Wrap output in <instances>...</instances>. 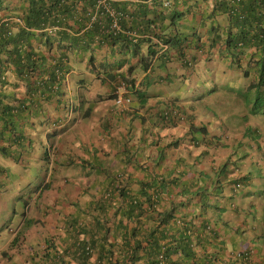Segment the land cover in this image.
Here are the masks:
<instances>
[{
  "label": "trees",
  "instance_id": "1",
  "mask_svg": "<svg viewBox=\"0 0 264 264\" xmlns=\"http://www.w3.org/2000/svg\"><path fill=\"white\" fill-rule=\"evenodd\" d=\"M184 1L188 0H171L164 6L162 0H0V71L11 69L17 76L23 77L27 68L41 66L42 70L52 68L49 72L53 79L56 76L53 69L58 65H66L69 61L68 51L76 48L90 49V63L99 54V62L106 69L103 71L105 74L111 72L110 69L120 68L124 65H122L123 62L130 64L128 70L134 68L130 59L127 61L123 56L125 53H129L132 58L136 57L137 64L147 69L151 65V58L157 52V41L154 38L170 45L177 44V49L186 43V37L174 34L175 32L168 30L169 26L164 23L166 18H173L186 11L180 7V4H185ZM215 1V5H220L222 12L229 8L228 18L231 17L232 24L237 26V32L240 33L237 40L244 45L255 43L258 49H261L257 58L248 65H255L253 67L259 71L257 80L252 82L259 80L256 84L261 85L264 81V0H241L232 7L225 5L224 1ZM93 14H95L94 18H92ZM114 16L119 25L117 29L111 26ZM128 28L140 33L141 36L135 37L127 33ZM231 30V27H228L227 33ZM239 46V43H235V47ZM106 57H111L112 60ZM258 65L261 66L258 68ZM120 74L123 75V72ZM109 77L112 79L114 76L109 73ZM5 83L7 80L2 79L0 73V85ZM36 87L45 92L50 90L48 80H38ZM12 96H14L13 92L6 93L0 90L2 128L9 127L8 117L11 112V107L2 105V100ZM262 96V91L258 90V100ZM189 118L193 119L192 116ZM157 120L159 123L163 121L174 123V119L159 115L155 122ZM141 122L143 123L142 120ZM2 132L0 130L1 134ZM252 132L257 134V137L263 135L261 126L252 127ZM249 134H251L250 129H246L235 138L237 149L234 150L238 153L244 152L240 156L247 154L246 146L250 142L246 136ZM261 146L262 144L259 143V151ZM130 149L131 147L128 148ZM162 158L151 159L148 171L145 172V176L150 174L152 181L158 177L159 169L157 172L153 169L159 167L158 164L161 163L159 160ZM246 158L238 157L232 163L237 165L239 162H244L243 159ZM250 158H259L264 161V157ZM252 171H255V175L256 173L264 175L258 166ZM114 175L117 177L114 178ZM121 175L122 172L110 175V183L114 182L113 185H116V178ZM252 177L239 178L238 184L241 182L242 192H244L242 187H246L248 179L251 181ZM260 182L263 186L261 192L264 194V181H259L258 184ZM129 199L126 205L128 213L124 215L127 219L125 223L113 222L111 225L108 222L110 216L107 212L112 206V199H103L104 201L102 200L99 204L98 209L102 215L94 220L88 230L92 239L90 244L86 242L83 244L85 259H88L93 246L100 248L101 251L95 259L96 264H107L106 262L111 264H218V261H222L218 252L221 254L225 252V244L211 242L205 225L194 224L196 222L191 212H195L189 209L188 202L185 203L186 205L174 206L157 215H145L147 219L143 222L142 216L146 211L141 205L140 196L134 195ZM147 201L151 208V198ZM257 203L258 201L255 200L248 204L252 207V216L255 217L258 209H264V204ZM152 208L155 210L157 205ZM151 219L155 223H152ZM128 220H131L132 225H129ZM169 225L175 227L173 231L178 230L174 236L170 232L172 229ZM239 241L241 239H231L230 243L235 246ZM257 250L256 254L249 249L244 255H234L233 260L236 262L230 263H263L264 239L261 243H257ZM160 253H163L162 258L159 257Z\"/></svg>",
  "mask_w": 264,
  "mask_h": 264
},
{
  "label": "rangeland",
  "instance_id": "2",
  "mask_svg": "<svg viewBox=\"0 0 264 264\" xmlns=\"http://www.w3.org/2000/svg\"><path fill=\"white\" fill-rule=\"evenodd\" d=\"M196 4L198 3L194 1L191 3L194 10L198 9ZM185 6H189L188 1H185ZM191 18L194 20V22H196L195 17L191 15L188 17V11H186L184 15L181 14L180 19H175V23L171 25L168 30H171L170 28H172V30L177 29L184 32V26L196 28V24ZM123 56L126 57L127 61H129V59L130 62L135 61L129 53H125ZM68 58V65L74 69V72L70 75L69 88L65 89V96L62 97V104H65L66 107H68L71 101L77 102L79 103L78 108H80L82 111L87 106H94V102L88 99L83 100V97L79 96V94L82 93L84 94V97L87 98L85 95L86 88H77L76 94L75 86V79L79 75H82L85 80L89 79L87 68L90 59V49L76 48L73 51H68ZM260 66L261 65H258V67ZM158 67L170 68L172 66H159L158 64L154 63L153 68ZM212 70L213 73L210 74L211 69H207L206 67L202 68L201 71H198V69H191L188 71L181 67H178V69L171 68L162 85V88L168 92L169 98H178L183 103H186L187 105L185 106L192 111L195 117H197L192 128L186 129L185 132H178L176 135L159 137L157 134L162 133V126L159 124L154 126L143 124L141 122L140 115H133L131 120L120 118V129L118 130V123L115 124L114 129L115 140L119 143H114V141L110 140L108 143L109 147L113 148L111 155L113 156L114 153H122L127 154L128 157H135L137 156V150L138 154H141L143 151L150 152V150H154V148L148 144V140H153V138H162V146L156 147L155 149V151L159 153L158 157H169L171 160H173L174 157H180L184 165L188 167H193L197 161H202V163L208 166L207 176H209L210 180L215 183L219 176L223 177L221 172L218 170L214 172L212 169V166L220 165L224 161V158L217 156L216 144L220 142L221 144L225 145L226 149H228L230 146V150H232L230 152V157L232 160H236L237 157L247 158L242 163L240 172L236 173L235 176H230V182H228V177H226L227 180H225L221 186L215 188L210 183L209 192L217 197L220 190H223L225 193L229 191L230 184H233V178L243 174L254 176V172L249 167L252 166V160L250 157H264V153L259 151L258 148V145L261 141L260 139H262V137L258 138L257 134L252 132V127L256 126V123H258L259 120H261L264 124V97L256 102L258 91L255 87L246 86V78L244 76L237 75L236 77L232 78L226 77L223 72L230 73L235 76L232 66L226 65L220 70L215 67ZM9 74L10 75L7 74L8 78L14 82L16 80L14 73L9 72ZM135 74L138 76L142 74L143 76L144 73H142L140 68H136ZM152 80L153 78L151 74L143 76L142 90H140L138 93H132L134 102L143 98L144 94L148 91V88L152 87ZM147 82H149V84ZM214 86H216L214 89L209 91L207 90L208 88H212ZM8 88L10 90L12 89L11 86ZM194 88H196V91ZM18 90L23 92V85L21 81H19ZM77 96L80 98V100H78ZM256 103L259 105V110L253 112L258 106ZM48 108L50 109V120L48 122L44 121L42 115L37 113L35 115L36 119L34 125L27 124L23 119V115L20 112L18 113L17 126L21 128V123H24L22 126L24 127L23 132L26 134V137H31V145H22L20 147L15 146L13 148L9 147L11 152H14V154H19V152H17L18 149L27 150L24 156H21V154L19 155V161H15L14 156L10 155L1 157L2 162L6 167L7 175L4 176L0 181V251L13 252L14 254L11 259L7 258L4 253L0 254V264H3L4 262H10V264L13 262L14 264L16 262L17 256L20 257L21 261L23 260V257H26V248L23 246L22 249H19L16 246L10 249L8 239L15 235L16 229L21 224L23 218L24 220L27 218L28 210H30L31 213V209L36 206V189L41 187L39 184L41 183V180L46 177L45 174H50L52 171L51 167L57 168L54 169V172L51 175L52 183L49 188L52 189V187L57 186L55 180L64 184L65 187H69L71 184L65 183L61 178L62 176H70L76 178L77 181H82V179L80 180V178H82L81 175L85 174L86 172H95L96 168L105 159L102 157H89V164L91 166L90 168L84 162L86 157H70L73 162L65 166L63 163L67 160V158H69L67 155H69L68 153L70 152V149L66 148L65 145L63 146L65 138L63 132L70 131V133L73 134V132H76L78 126H71L73 121L72 119L67 120L66 118L61 117L60 125L55 128L53 123V115L56 117L57 115L53 114L52 107ZM64 113L67 114L66 109H64V112L61 113L62 116ZM84 121L86 120L84 119ZM231 125L250 129L251 134L246 136L248 137L247 140L250 143L246 146L247 154L244 156H240L243 151L238 153L236 150H233L237 149V143L235 142V139L231 137L233 134L229 133V128ZM43 129H46L51 134L50 137L48 136L49 142L53 141L55 144H58V148H60L57 156L50 157L48 162L47 158L45 159V157L49 156L45 154V150L49 148V144L46 138L47 135L43 134ZM54 130L61 131L62 135L59 136L54 134ZM103 131L104 129H102L100 126L94 125L93 129L87 131V135L93 143L99 140L102 135H104ZM105 135H107V132ZM27 141L28 139L25 141V143ZM156 142L157 140H155L154 144H156ZM133 143L136 144V148L126 150V152H123L119 147L121 144L132 145ZM145 143L147 144L145 145ZM81 148H84L83 145ZM204 149L207 151H203ZM78 151L79 149L73 148L71 155H75L74 152L78 154ZM91 151L93 152L94 150L91 149ZM60 153L61 155H59ZM146 159L151 161V159H154V157L151 156ZM212 162L217 165H213ZM158 165L159 167L154 168L153 171L157 172L159 169L158 171H162L166 177L171 174L167 170H164V167H160L162 166L161 163ZM262 165L264 167L263 160ZM47 166L49 168H47ZM214 174L215 177H213ZM256 174L259 176L258 173ZM47 177H49V175ZM145 178L150 180V174H147ZM47 179L49 180V178ZM262 181H264L263 178ZM193 182L198 183L201 186V188L197 189L199 192L203 191L202 189L206 186L205 177H201L200 179L195 178ZM258 182L259 179L254 177L253 181L251 182V186L246 187L247 189H256L255 198L263 202V197H261L257 188ZM178 186L181 187L180 184ZM246 187H242V190L246 191ZM261 187V189H263L262 185ZM209 197L210 199L213 198V196ZM240 198L241 197L237 195L235 200ZM242 203L245 204L244 202ZM226 208L228 207H224L225 210ZM257 212L258 213L255 214L256 220L261 226H263L264 209L260 208ZM39 225L42 228L47 226L46 224L44 226L42 224ZM30 229L33 232V230L36 229V226L33 228V225H30ZM38 231H40V229H38ZM13 240H16V238H13ZM28 245L39 249V243L34 242L33 239L28 242ZM29 254L32 255L33 253L29 252Z\"/></svg>",
  "mask_w": 264,
  "mask_h": 264
},
{
  "label": "crops",
  "instance_id": "3",
  "mask_svg": "<svg viewBox=\"0 0 264 264\" xmlns=\"http://www.w3.org/2000/svg\"><path fill=\"white\" fill-rule=\"evenodd\" d=\"M196 2L198 3L196 4L198 7L197 10H194L192 5L189 6V8L187 7L188 17L191 15L195 17V21H198L200 28L197 29V32L200 31L201 34H203L202 38L200 39L203 41L210 36L209 24L211 23V19H208L206 25L202 24V21L203 18L208 15V13H210L209 11L207 12V10L208 6L209 10L211 9L210 5H212V0H205L203 2H201V0H197ZM180 7L186 10L182 4H180ZM213 19L217 23H221L219 32H222L223 29L226 30L228 28V18H226L225 14L216 13ZM192 21L194 22L193 19ZM184 27L185 34L190 38L185 40L187 47H182L180 45V50L187 53V55H192V48L197 41L195 33L192 34L195 28H190L188 26ZM213 29L214 28H212V30ZM176 46L177 44H169L167 52L170 51V53L165 54V56L157 62L163 63L162 66L169 65L172 67L152 68V87L148 88V91L144 94L143 98L135 101L136 103L132 99L129 109L122 110L121 112L115 107L112 99L105 98L104 94H106L109 89H112L111 81L107 78L103 87L101 85L98 86L94 80L90 82V89L92 91H89V98L94 101V106L85 108L83 112H80L81 109L78 108L70 112L67 118L64 116V118L67 120L76 118L74 119L71 126H78V128L76 129L75 133L73 132V134H71L70 131L63 132L65 135L63 146L65 145L66 148L70 149V152L73 151V148L79 149L80 155L74 156L86 157L84 162L90 168L91 166L89 164V157H102L105 159L96 168L95 172H86L85 174L81 175L82 178H80V180L82 179V181H77L76 178L70 176H62L61 178L65 183L71 184L69 187H65L64 184L55 180L57 186L52 187V189L48 188L49 185L47 183H49V180L47 179L48 177H46L45 184L48 186L46 188L45 185V189L41 188L37 190L36 206L31 209V213H28V226L33 225V228L36 226V229L32 232V230L29 228L27 233L25 230H23L24 232L16 238L18 244L12 245L13 248L17 246L19 249H22L24 246V248H26L25 251H27L25 254L26 257H23V260L21 261L20 257L17 256L16 262L14 264H96L95 259L98 257L100 248L92 246L88 259H85L83 256V244L85 242L90 244L92 239L88 230L92 226L94 220L102 215L98 209V206L102 200L106 198L112 199V206L108 208L107 212L110 216L108 222L111 225L113 222L125 223L127 221V219L124 217V215L128 213L126 211L127 201H130L129 197L134 195L140 196L142 203L141 205L146 211L144 212V216H142L143 222L147 219V216L145 215H157L167 211L170 208H173L174 206L186 205L185 203L187 202L189 209L195 212H191L195 218L194 220L196 223L194 224H201L203 218H206L212 214L214 206L211 205L213 199H210L209 197L210 188H207V191H202L200 196L191 197L192 193H197V191L194 192V187L192 186V179L195 177L190 173V171L176 162V157H174L173 160L169 159V157H164L160 160L162 164L160 167H164V170H167L171 173V175L168 177L170 179L165 180L162 183V194L157 204V208L153 211L146 210V197L147 193H149V183L152 179L150 178V180H146L145 178V174L147 173L150 166V160H147L146 158L151 156L156 158L159 156L155 149L156 147H159L163 144L162 138H158V142L152 146L154 150L152 149L150 152L143 151L141 154H138L137 150V156L135 157H128L127 154L122 153H114L112 156L111 154L113 148H110L108 144L109 140L114 141V143H119L115 140L114 129L116 123H118V130L120 129V118L130 120L131 116L140 114L143 123L154 126L158 122V120L155 122L156 117L162 107H164L170 101L178 103L177 99L169 98L168 92L162 88L164 80L168 76L169 70L171 68L178 69V67H182L181 61L176 57L179 53V48L177 49ZM97 60L98 61L95 62L99 63V58ZM102 71L103 70L101 69H97V76H104ZM134 71L135 69L130 70V73L133 74ZM44 73L50 74L48 71H44ZM62 80H64V83L60 85V91H64L65 88L69 87L68 75L67 77L64 76ZM135 82L139 85L138 88L140 87V90H142L143 86H141V81L135 79ZM52 83H57L55 81V77L53 79H48V85L50 86ZM59 88L53 93L50 92V95L48 98H46V100L38 101L34 106V109L47 107L46 104H49V107L55 108L54 111L59 112V109L63 111L64 108H62L60 100L62 93L59 91ZM194 89L196 91V88ZM140 90H138L137 93ZM34 97L39 98V95L35 94ZM84 100H86V97H84ZM184 105L187 104L184 103ZM183 108L185 111H190L187 107ZM46 110L50 112L48 107ZM57 115L60 114L57 113ZM192 117H194L193 114ZM84 119L86 121H84ZM94 125H98L104 129V135H102L99 140L92 143L91 139L87 135V131L93 129ZM186 126L187 125L185 124L177 123L171 127L162 126L163 133H158L157 136L165 137L167 133L170 135H176L178 132H183ZM106 132L107 135H105ZM0 143L2 144L4 142L1 141ZM150 143H155V139L148 140L149 145ZM146 144L147 143H145V145ZM82 145L84 148H81ZM135 145V143L132 145L121 144L119 147L123 152H126L129 147H131V149L136 148ZM91 149L94 151L92 152ZM67 157L69 158H67V160L63 163L65 166L72 162L70 157L73 156L69 154ZM199 168L203 169L205 166L200 165ZM120 172L123 173V177L116 178V185H113L114 182H111V185L109 182L111 176H109V174L112 175ZM159 173H162V171H159ZM175 173L181 177L180 183L187 182V185H190V188L188 186L179 187V183H177V185L172 184L171 181L177 178H171ZM115 177H117V175H114V178ZM108 191L110 192L109 196L106 195ZM226 203L227 201L221 202V205H226ZM217 208L220 209V207ZM122 217L123 220L121 221ZM128 221L129 225H132L131 220ZM151 222L155 223L152 219ZM23 224L24 218L20 226H23ZM39 224H42L43 226L46 224L47 226L42 228ZM169 226L170 229H172L170 232L172 233V236H174L178 230L173 231L175 227H171V225ZM38 229H40V231H38ZM121 235L122 234H120V236ZM241 237H243V235L239 234L238 232L232 233L225 241L226 243L227 241L230 243L231 239H241ZM32 239L34 242L39 243V249L28 245V242ZM8 240L10 242L11 239ZM29 252L33 254L30 255ZM13 254V252H8L5 256L11 259ZM223 257L226 258L225 255H223ZM218 262V264H221L222 262L224 264H230L224 261ZM106 263L111 264L110 262Z\"/></svg>",
  "mask_w": 264,
  "mask_h": 264
},
{
  "label": "clouds",
  "instance_id": "4",
  "mask_svg": "<svg viewBox=\"0 0 264 264\" xmlns=\"http://www.w3.org/2000/svg\"><path fill=\"white\" fill-rule=\"evenodd\" d=\"M171 0H162L164 6L166 4H169ZM196 2L197 0H188L189 2V6H191L192 2ZM205 0H201V2H203ZM224 1L223 3H225V5H229V7H232V5H236L238 4L241 0H221ZM215 0H212V5L211 9L209 10V6H208V10L210 13H208V15H206L203 18L202 24L206 25V22L208 21V19H211V23L209 24V37L203 41H201L200 39L202 38L203 34H201V32H197V29L200 28L198 25V21L195 22L196 24V28L194 29L193 33H195L196 36V43L194 44L193 48H192V55H187V53H185L184 51L180 50V47H187V44L184 43L179 47L178 50V55L176 56L182 64L181 68H185L186 70H196L198 69V71H201L202 68L206 67L207 69H211V73H213V68H218L223 69L226 65L228 66H232L233 67V72L235 73V76L230 74V73H226L223 72V74L228 77V78H232V77H236L237 75H242L246 78L245 80V84L247 87H255L257 89V91H262V98L264 97V81L262 82L261 85H257L256 82H252L257 80L258 78V74L259 71L256 70L253 66H248L251 65L252 62L257 58L258 53H260L261 49H258L257 44L252 43L250 45H244L242 44L241 41L237 40L238 35H240V33L237 32L238 28L237 26H234L232 24V19L231 17H229V8L227 7L226 10H224L223 12L220 10V5L216 6L215 5ZM185 8H187L185 6V4H182ZM188 6V8H189ZM216 6V7H215ZM185 10V9H184ZM188 9H186L187 11ZM184 11L181 14H185ZM236 11V10H235ZM238 12V11H237ZM111 13L113 14L112 10ZM216 13L218 14H225L226 18H228V23L229 26L231 27V31L227 33V29L222 30V32H219L220 27H221V23L220 22H216L214 21L213 17L214 15H216ZM180 15L178 16H174L173 18H166L164 20V23H166L169 27L171 25H173L175 23V19L179 18L180 19ZM95 17V14L92 15V18ZM112 28L117 29L119 27L118 22H117V18L114 16V19L112 21ZM212 28H214L212 30ZM171 29V28H170ZM172 30V29H171ZM127 33L138 37L141 36L140 33L135 32V30L132 29H127L126 30ZM174 34L179 35L180 37H186V39L190 38L188 35H186L184 32H180V30H172ZM191 36V35H190ZM157 41V52L153 55V57L151 58V65L147 68V69H143L139 64H137V58H134V62H132L134 65L133 69L136 68H140L142 70L143 76L148 75L149 73L151 74L152 68L154 63L158 64L159 66H162L163 63L159 62L160 59H162L165 54H169L170 51L167 52L168 50V45L167 43H164L162 41H159L157 38H154ZM228 40V41H227ZM235 43H239L240 46L239 47H235ZM230 45V48H228ZM145 50V48L143 49ZM223 50V51H221ZM226 51V52H225ZM259 51V52H258ZM183 56H181V55ZM99 54L98 57L94 59V61H92L91 63L89 62L88 64V68H87V72L89 74V79L85 80L82 75H79L76 79H75V86H76V94H77V88H86V92L85 95L87 96L86 99L92 101L89 98V91H92L90 88V82L92 80H94L97 85H101L102 87L105 85L106 83V79L108 78V80L111 81L112 84V89L104 94L105 98H110L113 100V104L115 105V107L122 112V110H127L130 108V103L132 102V93L136 92L138 90H140V87L138 88V84L135 82V79H138L139 81H141V86L142 82H143V76L142 74H140L139 76L137 74H135V71L133 72V74L130 73V70H128V66L130 64L127 65L128 62H123L120 68H116V69H110L111 72L113 74V78L111 79V77H109V73L105 74L103 71H106V69H104V65H101L100 62L96 63L95 61H98L97 59L99 58ZM120 57V56H119ZM34 59V56L32 57ZM106 58H111V57H106ZM122 58V57H121ZM112 60V58L110 59ZM69 62V61H68ZM68 62L66 65H62V66H56L53 71H55L56 76H55V81L57 83H52L50 85V90L48 92H45L39 88L36 87L37 85V81L38 80H48L49 78H51V74H46L44 73V71H48L51 70L52 68L49 70H42L39 66L38 68H27L26 71L23 73V77H19L17 76L11 69H7L6 71H0L1 73V78L2 79H6L7 83H5L4 85H0V90L6 92V93H12L11 91H13L14 96L12 97H7L4 100H2V105L6 104L9 105L11 107V112L9 113L10 117H8V120H10V125L8 128H2L3 123L0 120V130H2V134L0 133V142L3 141L4 143H0V181L1 179L7 175V170L6 167L4 165V163L2 162V158L4 156H14V160L15 161H19V155L21 154V156H24L27 150H21L18 149L17 152H19V154H14V152H11L10 148H13L15 146L20 147V146H24V145H31L30 143V136L26 137V134L23 132L24 127H22L24 125V123H21V128L18 127V113L20 112L23 115V119L27 124L30 125H34L35 124V115L37 113H40L43 117L44 121H49L51 118L50 112H48L46 110L47 107H49V104H46L47 107H42V108H35L34 106L37 104L38 101H44L46 100V98H48V96L50 95V92L53 93L55 91L58 90V88L60 87L61 84L64 83V80H62V78L65 76L67 77L68 75V82H69V78L71 73L74 72V69L71 68L68 65ZM114 62V61H112ZM56 64H60V63H56ZM238 65H241L242 68L238 67ZM259 68V67H258ZM97 69H101L103 70L102 73L104 74V76H97L98 73H96ZM131 69V70H133ZM245 70V71H244ZM9 72L14 73V77L16 78V80L13 82L11 81L7 74H9ZM123 72V75H121L120 73ZM246 72V73H245ZM251 76V77H250ZM250 77V78H248ZM133 79V80H132ZM19 81L22 82L23 85V92H20L18 90V86H19ZM78 82V85H77ZM149 83V82H147ZM85 84V85H84ZM12 87V89L10 90L8 87L9 86ZM216 86L212 87V88H208L207 90H212L214 89ZM69 88V87H68ZM65 88V89H68ZM65 89L64 91H60L61 87L59 88V91L62 93V97L65 96ZM202 90V89H201ZM200 90V91H201ZM64 92V93H63ZM37 94L39 95V98H35L34 95ZM61 96V94H60ZM59 96V98H60ZM80 97H83L84 100V94L80 93L79 94ZM61 100V105L62 108L67 110V114L64 113V115L62 116V112H64L61 109H59L60 111H54L55 108H53V114L57 115V113H59L60 115L54 116L53 115V123H54V127H58L61 123V117L64 118V116L67 118L69 116V113L74 111L75 109H77L79 107V103L71 101L68 105V107H66V105L62 104V99ZM78 100H80V98L77 96ZM172 99H177L178 103H174L172 101H170L168 104H166L164 107L161 108V110L158 112L159 116L168 118L170 117L171 120L174 119V123H170L167 121H163L159 123V120L157 122L156 125H161V126H174L177 124H185L187 125L186 128L184 129L183 132L186 131V129H190L194 126V117L193 119H190L189 117L192 116V111H188L183 108L186 107L184 105V103L178 99V98H172ZM258 95H257V100L256 102H258ZM94 102V101H92ZM257 104V103H256ZM258 105V104H257ZM91 107V106H87L86 108ZM49 109V108H48ZM84 110V109H83ZM80 111V112H83ZM259 110V105L255 108V110L253 112H256ZM24 112V113H23ZM127 113V112H126ZM136 115H140V114H136ZM194 115V114H193ZM83 116V115H82ZM246 117V116H245ZM132 118V116H131ZM130 118V120H131ZM141 118V116H140ZM74 119L76 118H72V120L74 121ZM197 117H195V121H196ZM72 121V123H73ZM17 124H16V123ZM190 126H189V125ZM256 126L260 127L261 126V131L263 133V135H261L260 137H262V139H260V143L262 144L260 151L262 152V150H264L263 148V143H264V124L262 123L261 120L258 121V123H256ZM54 128V129H55ZM163 128V127H162ZM230 134H233L231 137H233L234 139L236 137H239L241 133L245 132L246 127H235L234 125L230 126ZM161 132L163 133L162 129ZM54 134H57L59 136L62 135L61 131L58 130H54L53 132ZM43 134H48L47 135V142L49 144V148L47 150H45V154L48 155L49 157H45V159L47 158V162L49 161L50 157H56L57 154L59 153V149L58 148V144H55L53 141L49 142L48 136L50 137V132L47 131L46 129H43ZM170 134L167 133L166 136H169ZM171 136V135H170ZM162 137V136H159ZM259 138V137H258ZM28 139V141L25 143V141ZM155 138H153L154 140ZM158 142V138L155 139ZM161 140V139H160ZM17 143V144H16ZM197 143V141H196ZM151 146L155 145L154 143H150ZM162 146V145H161ZM10 147V148H9ZM23 148V147H22ZM216 151H217V156L220 158H224V161L222 164L217 165L214 162H212L213 165H217V166H212L213 171L215 172L216 170H218L219 172H221L223 174V177L219 176L218 179H216L215 183L210 180V177L207 176V168L208 166H206L204 163H202V161H197V163L195 164V166L193 167H188L186 165H184V163L182 162V159L180 157H176V162L183 166L185 169H187L188 171H190V173L196 178V179H200L201 177H205L206 179V183H205V187L202 189L203 191H207V188H209L210 183L213 185V187H217V186H221L225 180L228 179V182H230V176H235L236 173L240 172L241 170V165L243 162H239L237 165H233L234 161L236 160H232L230 156V152L232 150H230V146L228 147V149H226L224 144H221L220 142H218L216 144ZM234 150V149H233ZM203 151H207V150H203ZM79 152V151H78ZM203 153V152H201ZM69 154H72V152H70ZM74 154L80 155V152L78 154H76V152H74ZM159 155V153H157ZM61 155V153L59 154ZM229 155V156H228ZM73 157H75L73 155ZM164 158V157H163ZM179 160V161H178ZM245 159H243L244 161ZM252 166H249L250 169L255 170V167H259L261 169V173H264V167L262 165V161L259 158H252ZM73 162V160H72ZM233 162V163H232ZM200 165H204L205 168H199ZM256 165V166H254ZM224 166V167H223ZM47 168H49L47 166ZM57 168V167H55ZM53 167H51L52 171L50 172L49 175V183H47L50 187L52 180H51V175L54 172ZM254 172V176H248L247 174H243L240 175L238 177H235L232 179V183L230 184V189L227 193H225L223 190H220L219 194L217 195V197H215L212 193L209 194V196H213V201L211 202L214 207H213V211L212 214H210L208 217L203 218L202 219V225H205V230L207 235L209 236V240L211 242H222L225 244L226 250L223 254H220V259L224 262H236L235 260H233V256H239L241 254L244 255V253L250 249V251L252 253H257V243H261L262 240L264 239V222H263V226L260 225V223L256 220L255 216H252V207L249 206L248 204H250L252 201H258L257 204H259V202H261V200L256 199L255 198V194H256V189L253 190L251 188H248L249 186H251V183L253 181V178L256 177L257 179H259V181H262L263 176L259 174V176L256 174L255 175V171ZM220 173V175H221ZM205 174V175H203ZM46 177L48 176L47 173L45 174ZM110 175V174H109ZM171 174H169L170 176ZM168 176V177H169ZM252 177V180L250 181L248 179L247 181V187L245 188V190H249V191H241V182L240 184H238V181H240V179L242 177ZM46 177L43 178L41 180V183L39 184L41 187H38L36 189V192L38 189H45V187L47 188V184L46 183ZM121 177H123V173L121 175ZM166 178L162 173L158 174V177L156 179H154L153 181L151 180L149 183V193H147V200H152V207H154L155 205L158 204L161 194H162V183L165 180H169L170 178ZM173 177H177L174 180L171 181L172 184L177 185V183H179L181 185V187L183 186H190L187 185V182L185 183H180L181 181V177L175 173L171 178ZM215 177V174L214 176ZM226 177H228L226 179ZM194 178V179H195ZM240 178V179H239ZM192 179V182L193 180ZM110 182V181H109ZM263 182V181H262ZM46 185V186H45ZM261 182L260 184L257 185L259 194L261 195V197H263V202H261V204H264V194H262L261 192ZM45 186V187H44ZM192 186L194 187V192L197 191V193L191 195V197H195V196H200L202 194V191L199 192L197 189L201 188V186L198 183H194L192 184ZM48 187V188H49ZM190 188V187H189ZM239 188V189H238ZM239 191V192H237ZM264 192V191H263ZM110 192L108 191L106 193L107 196H109ZM240 196L241 198L238 200H235L236 196ZM150 197V198H149ZM227 201L226 205H221V202H225ZM242 202H244L245 204H243ZM220 205V206H219ZM150 208L148 206V201H147V206H146V210L149 211V209L151 211H153V208ZM217 207H220V209H218ZM224 207H228L226 208V210L224 209ZM241 210V213H240ZM28 213H30V210H28L27 212V218L24 220V224L23 226H20L16 229V233L15 235H13L12 237H10V249L12 248V245L14 244H18L17 240H13V238H17L18 236H20L25 230L26 233L28 231V229L30 228L29 225V216ZM261 221V220H260ZM239 233L242 234L243 237H241V241H239L235 246H233L231 243H229L225 240H227V237H229L232 233ZM218 235V236H215ZM226 237V239H225ZM4 253V255H6L8 253V251L5 252H1L0 254ZM223 255H225L226 258L223 257ZM159 257L162 258L163 257V253L159 254ZM259 258V256L257 257ZM1 259V258H0ZM260 262V260H258ZM3 264H10L9 262H4ZM231 264V263H230ZM259 264H264V260L263 263H259Z\"/></svg>",
  "mask_w": 264,
  "mask_h": 264
}]
</instances>
